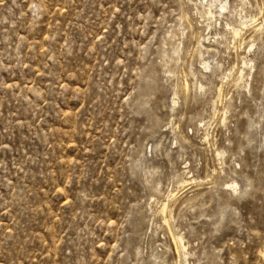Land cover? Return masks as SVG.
Here are the masks:
<instances>
[{
	"label": "rangeland",
	"instance_id": "obj_1",
	"mask_svg": "<svg viewBox=\"0 0 264 264\" xmlns=\"http://www.w3.org/2000/svg\"><path fill=\"white\" fill-rule=\"evenodd\" d=\"M208 1L0 0V264H264V0Z\"/></svg>",
	"mask_w": 264,
	"mask_h": 264
},
{
	"label": "bare ground",
	"instance_id": "obj_2",
	"mask_svg": "<svg viewBox=\"0 0 264 264\" xmlns=\"http://www.w3.org/2000/svg\"><path fill=\"white\" fill-rule=\"evenodd\" d=\"M218 1L223 2L224 0H209V1H208V9H207V11L205 12V15H206V16L215 17V13L212 11L211 7H212V3H216V2H218ZM201 5L203 6L202 3H201ZM221 8H222V10L226 9V8H227L226 3H225ZM260 30H261V28L257 29V31H260ZM239 33H240V32H239L238 30H235V29H234V31H233V36H234V37H237L238 35H240ZM244 63H246V62H244ZM205 67H208V66H207V63H205ZM208 70H209V69H208ZM242 73H243V71H241V74H242ZM241 77H242V76H241ZM186 86H187V85H186ZM185 183L187 184V181L184 182V184H185ZM236 186H237V184H236ZM170 197H173V194H170ZM162 205H163V206H162V211L165 212V210H166V208H167V204L164 203V204H162ZM174 239H175L176 243H179V244L182 246V248H185L184 244L181 242V240H180L179 237L174 236ZM174 243H175V242H174Z\"/></svg>",
	"mask_w": 264,
	"mask_h": 264
}]
</instances>
